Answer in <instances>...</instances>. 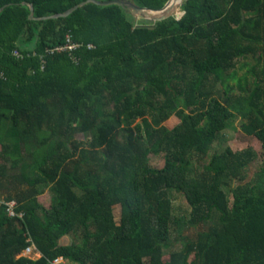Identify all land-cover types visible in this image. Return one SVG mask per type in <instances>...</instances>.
Returning a JSON list of instances; mask_svg holds the SVG:
<instances>
[{
  "label": "trees",
  "instance_id": "1",
  "mask_svg": "<svg viewBox=\"0 0 264 264\" xmlns=\"http://www.w3.org/2000/svg\"><path fill=\"white\" fill-rule=\"evenodd\" d=\"M83 1L0 0V264H264V171L233 187L254 154L209 158L237 117L264 156V0H184L154 23L96 3L29 18ZM69 37L81 46L52 51ZM172 190L198 232L167 251Z\"/></svg>",
  "mask_w": 264,
  "mask_h": 264
},
{
  "label": "rangeland",
  "instance_id": "2",
  "mask_svg": "<svg viewBox=\"0 0 264 264\" xmlns=\"http://www.w3.org/2000/svg\"><path fill=\"white\" fill-rule=\"evenodd\" d=\"M184 1V0H183ZM182 11V6L180 5L176 10H174V14L180 13ZM140 19V18H139ZM246 70H238L239 76H243ZM180 122L179 117L173 115L169 119H167L164 124L169 128H173ZM242 119L237 117L233 119L228 129L224 131L221 138L216 141L211 149L210 155L215 152H219L225 147H230L234 152H242L245 150H250L254 157L252 159L251 165H249L244 170V178L243 180L235 181L233 187H236L240 184H258L260 183L261 177L264 171V156L262 154V146L261 143L254 137H250L245 135L241 130ZM78 137L80 139H88L87 134H79ZM151 163L153 166L159 167L163 165V157L162 156H151ZM52 190L48 188L43 195L40 197L41 202L47 208H49L52 204ZM171 198L173 199V212L175 217L178 219L179 223L172 227V234L169 240V248L167 251H172L175 249H179L183 245V241L185 238H193L197 235V229L192 227H187L184 223L185 220L189 219L191 216V206L189 205L186 197L176 190H172L170 192ZM231 197V196H230ZM232 200V199H231ZM117 219L121 218V207L117 206L116 208ZM208 225V224H207ZM72 236H67L63 238L62 244H70L72 241ZM41 254H37L36 258H40Z\"/></svg>",
  "mask_w": 264,
  "mask_h": 264
},
{
  "label": "water",
  "instance_id": "3",
  "mask_svg": "<svg viewBox=\"0 0 264 264\" xmlns=\"http://www.w3.org/2000/svg\"><path fill=\"white\" fill-rule=\"evenodd\" d=\"M88 3H96L100 5H111V4H120L125 7H127L128 11L133 13L138 18H144L150 22H156L159 20H163L165 18H168L169 16L174 14V10H176L182 3L180 4L178 0H168L167 3L160 9H152L148 7H142L138 3H136L133 0H86L83 1L74 7L70 8L69 10L61 13H56L53 15L48 16H42V17H36L34 14V5L33 3H30V19H50V18H59L62 16H69L71 13H73L75 10H77L80 7L85 6ZM4 9L2 7L0 9V12ZM185 11L182 10L180 13L175 14L177 18H181L184 15Z\"/></svg>",
  "mask_w": 264,
  "mask_h": 264
},
{
  "label": "built area",
  "instance_id": "4",
  "mask_svg": "<svg viewBox=\"0 0 264 264\" xmlns=\"http://www.w3.org/2000/svg\"><path fill=\"white\" fill-rule=\"evenodd\" d=\"M80 46H81L80 43L73 42L71 37H69L66 44L58 46L55 49H52V51L53 52L55 50H70V51H73V50L79 48ZM93 46H94L93 44L89 45L90 48H92ZM15 53L19 54V51H16ZM6 204L8 206V213L10 214V216H16L17 215V212H16L17 203L16 202H10V203H6ZM39 253L40 252L37 251V247L35 245H33V246H30L29 248H27V250L24 252L23 255L27 256V257H31V258H36V255L39 254ZM41 256H42V254H41ZM54 264H67V261L64 258H59V259H56L54 261Z\"/></svg>",
  "mask_w": 264,
  "mask_h": 264
},
{
  "label": "bare ground",
  "instance_id": "5",
  "mask_svg": "<svg viewBox=\"0 0 264 264\" xmlns=\"http://www.w3.org/2000/svg\"><path fill=\"white\" fill-rule=\"evenodd\" d=\"M178 2L181 4L183 2V0H178Z\"/></svg>",
  "mask_w": 264,
  "mask_h": 264
}]
</instances>
